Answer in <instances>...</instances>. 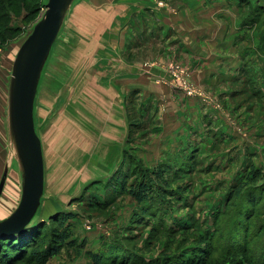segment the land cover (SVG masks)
<instances>
[{"label":"rangeland","instance_id":"1","mask_svg":"<svg viewBox=\"0 0 264 264\" xmlns=\"http://www.w3.org/2000/svg\"><path fill=\"white\" fill-rule=\"evenodd\" d=\"M47 2L3 13L0 26V223L24 190L12 68ZM67 9L32 111L36 230L0 240V264H97L91 253L100 264H264V0ZM143 178L152 185L138 203L127 191Z\"/></svg>","mask_w":264,"mask_h":264},{"label":"water","instance_id":"2","mask_svg":"<svg viewBox=\"0 0 264 264\" xmlns=\"http://www.w3.org/2000/svg\"><path fill=\"white\" fill-rule=\"evenodd\" d=\"M72 0H48L46 11L17 51L11 80V127L21 158L24 190L21 203L0 223V237L25 233L40 203L44 189L41 141L33 122V104L42 66L57 39Z\"/></svg>","mask_w":264,"mask_h":264},{"label":"trees","instance_id":"3","mask_svg":"<svg viewBox=\"0 0 264 264\" xmlns=\"http://www.w3.org/2000/svg\"><path fill=\"white\" fill-rule=\"evenodd\" d=\"M34 2V0H0V26L4 27V21L3 19H7V17H4L3 13L5 12H11L13 14V16L18 17L21 16L23 13L30 11L31 9V5ZM0 27V29H1ZM150 185H152V181L149 180L148 178L145 179L143 178L141 181L135 183L134 185H132V187L127 191L128 195L132 198H134L138 203H143L147 200V194L150 190ZM59 215V214H58ZM57 215H54L51 217V219H56ZM62 223V222H61ZM43 224V222H37V226ZM35 227L29 228L25 233H21V234H13V235H3L0 237V240H11L13 241H17L19 239H24L26 238V236H28L29 234L34 233V231L36 230ZM55 236V238H54ZM68 239V235L64 232L61 231L60 233H56L53 235V243H55V247L52 248L49 251V254H57L60 251V247L65 243V241ZM34 244H32L33 246ZM31 246V247H32ZM39 247H43L40 246ZM35 253L37 254V252L35 251ZM90 258H92L95 263L100 264L102 262V258L100 256H97L96 254H89ZM41 263H43L45 261V258L43 257L42 254L38 255L36 257ZM190 264H204L202 262H200L199 260L196 261L194 260L193 262H191Z\"/></svg>","mask_w":264,"mask_h":264}]
</instances>
